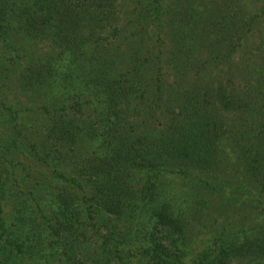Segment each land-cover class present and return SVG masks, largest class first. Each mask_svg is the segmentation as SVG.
Wrapping results in <instances>:
<instances>
[{
    "label": "trees",
    "instance_id": "16d2710c",
    "mask_svg": "<svg viewBox=\"0 0 264 264\" xmlns=\"http://www.w3.org/2000/svg\"><path fill=\"white\" fill-rule=\"evenodd\" d=\"M130 3L0 0V264H264V0Z\"/></svg>",
    "mask_w": 264,
    "mask_h": 264
},
{
    "label": "rangeland",
    "instance_id": "374dc122",
    "mask_svg": "<svg viewBox=\"0 0 264 264\" xmlns=\"http://www.w3.org/2000/svg\"><path fill=\"white\" fill-rule=\"evenodd\" d=\"M121 0H119L120 2ZM122 3L123 5L126 4L125 6V9L126 11L129 12L130 8L132 7V3H130V0H122ZM263 19V18H261ZM254 39H253V42H257L258 41V38L255 34V36H253ZM263 47H264V41H263ZM27 94V93H26ZM26 94L24 95H20L19 92H15V90L13 89H3L1 92H0V97L3 99V101H5V103H11L12 104V108H16V107H20V109H22L20 111V115H19V118H18V122L20 123L19 126L24 128V129H21L19 130V134L21 133V136H25L28 138V135L31 136V135H34L33 133L31 132H28L33 130L32 128L29 129V126H28V123H29V119H30V115L28 114V112L25 110V108L28 107V100L26 99ZM39 96V95H38ZM39 97H42V99H49L46 95L44 96H39ZM10 101V102H9ZM1 120V118H0ZM2 122L0 121V133L2 131V129H6L4 126L1 125ZM40 137H36L34 136V141L38 140ZM17 139H23L22 137L18 136ZM263 204L264 205V196L263 197H260V200H258V205L260 204ZM250 204V203H249ZM253 207V206H252ZM247 210H249V208H245L244 210L241 211V214L242 213H246L248 212ZM251 213H256V217H260L257 210L253 207V209L251 210Z\"/></svg>",
    "mask_w": 264,
    "mask_h": 264
}]
</instances>
